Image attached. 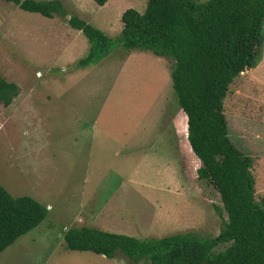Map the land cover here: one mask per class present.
I'll return each mask as SVG.
<instances>
[{
    "label": "rangeland",
    "instance_id": "rangeland-1",
    "mask_svg": "<svg viewBox=\"0 0 264 264\" xmlns=\"http://www.w3.org/2000/svg\"><path fill=\"white\" fill-rule=\"evenodd\" d=\"M61 1L69 15L111 37L121 33L125 10L142 13L148 3ZM88 49L68 17L0 0V70L21 89L11 105L0 104V184L14 197L51 206L43 222L0 253V264H143L120 251L108 258L69 250L62 234L87 225L138 239L184 232L215 238L227 219L193 181L170 58L117 47L99 63L76 68ZM224 109L234 144L264 156V60L233 81ZM254 161L263 165L264 157L253 158L252 169Z\"/></svg>",
    "mask_w": 264,
    "mask_h": 264
},
{
    "label": "trees",
    "instance_id": "trees-1",
    "mask_svg": "<svg viewBox=\"0 0 264 264\" xmlns=\"http://www.w3.org/2000/svg\"><path fill=\"white\" fill-rule=\"evenodd\" d=\"M4 1L48 18L68 17L89 43L76 68L99 63L117 47L168 56L195 164L193 181L202 199L218 202L227 214L215 238L184 232L138 239L81 225L64 230L65 247L108 258L120 251L143 264H264V194L256 196L253 158L232 141L224 109L229 86L262 60L264 0H148L142 13L124 11L116 37L69 15L61 0ZM93 1L102 6L109 0ZM20 91L0 70V104L11 105ZM47 216L45 205L14 197L0 184V253ZM221 243L229 245L216 252Z\"/></svg>",
    "mask_w": 264,
    "mask_h": 264
},
{
    "label": "crops",
    "instance_id": "crops-1",
    "mask_svg": "<svg viewBox=\"0 0 264 264\" xmlns=\"http://www.w3.org/2000/svg\"><path fill=\"white\" fill-rule=\"evenodd\" d=\"M263 60H264V57L262 56V60L257 65V67L261 65V63L263 62ZM253 69H250V70L252 71ZM246 70H248V69H246ZM248 155H250L254 159H256L258 157L259 158H263L264 157L263 155H259V154L254 155L252 152H250V154H248ZM260 160H262V159H260ZM254 163H255L254 165H256L257 162L254 161ZM262 164L263 165H259L258 164V165H256L253 168L254 170L252 169V171L255 173L254 178H255V190H256V194H260V196H262L264 194V161L262 162ZM39 173L40 174L37 173V177H38V179L39 178L42 179L43 178V173H41V172H39ZM28 181H29V183L33 184L35 190L42 188L41 187L42 183H40V180H37V182H36L33 178H29ZM36 196H40V194H38ZM48 207L50 208L51 206L48 205Z\"/></svg>",
    "mask_w": 264,
    "mask_h": 264
},
{
    "label": "water",
    "instance_id": "water-1",
    "mask_svg": "<svg viewBox=\"0 0 264 264\" xmlns=\"http://www.w3.org/2000/svg\"><path fill=\"white\" fill-rule=\"evenodd\" d=\"M248 69V68H247Z\"/></svg>",
    "mask_w": 264,
    "mask_h": 264
}]
</instances>
